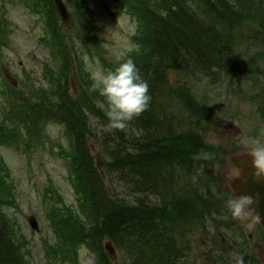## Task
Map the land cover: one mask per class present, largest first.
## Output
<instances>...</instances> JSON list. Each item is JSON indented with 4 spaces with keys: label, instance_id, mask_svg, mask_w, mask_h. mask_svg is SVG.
<instances>
[{
    "label": "trees",
    "instance_id": "1",
    "mask_svg": "<svg viewBox=\"0 0 264 264\" xmlns=\"http://www.w3.org/2000/svg\"><path fill=\"white\" fill-rule=\"evenodd\" d=\"M126 1L136 6L147 26L148 58L136 65L149 86L146 110L126 129L104 130L107 120L95 106L98 94L90 91L92 73L85 57L97 53L102 63L108 60L96 26L91 31L92 20L82 15L70 43L59 38L54 58L59 70L44 66L47 86L3 83L9 101L0 119V142L40 148L49 140L47 125L66 130L67 145L57 144V152L69 159L80 212L53 208L50 218L59 239L48 240L51 255L78 254L84 244L99 255L98 264H195L186 236L199 230L210 236L206 222L221 205L207 190L190 187L186 178L206 165L209 150L193 128L175 131L156 90L167 83L169 68L181 66L201 75L224 68L223 57L235 44L231 33L248 24L251 8L263 7L264 0ZM54 12L49 5V14ZM8 34L0 18V49L8 44ZM51 34L50 27L49 39ZM72 80L78 83L76 94ZM95 145L102 152L97 160ZM1 173L0 164V264H32L28 244L5 213L10 190ZM105 241L120 252L116 263ZM212 242L214 262L238 264L231 252L240 253L242 243L230 249L222 240ZM242 258L243 264L250 262L249 254Z\"/></svg>",
    "mask_w": 264,
    "mask_h": 264
},
{
    "label": "rangeland",
    "instance_id": "2",
    "mask_svg": "<svg viewBox=\"0 0 264 264\" xmlns=\"http://www.w3.org/2000/svg\"><path fill=\"white\" fill-rule=\"evenodd\" d=\"M66 2L73 16L69 23L62 24L49 14V2L45 5L41 0H0L1 22L9 29L4 38L8 44L0 49V119L8 106L3 83L9 81L20 86L31 81L34 86L42 83L47 86L44 66L59 70L60 64L54 60L59 54V38L69 44L77 25H81L82 15L92 20L88 25L91 31L94 32L96 26L104 40L103 54L108 60L104 64L99 54L86 55L91 73L107 72L118 61L128 58L136 65L148 58L147 26L136 6L129 1ZM251 19L231 33L235 44L229 53L223 54L224 68L209 75L195 74L181 66L169 68L167 83L155 94L164 101L162 109L172 119L175 131L193 128L209 150L206 165L202 164L186 178L190 187L207 190L209 197L221 205L206 222L210 236L203 235L200 230L186 236L195 264L218 263L217 260L214 262V239L222 240L224 247L230 249L233 245L237 247L235 242L242 243L240 253L231 252L238 264H243L244 253L250 258L246 264H264V233L260 225L245 208L240 216L233 217L224 203L228 198H235L227 185L228 156L240 148H251L242 143L248 138L264 143V5L251 8ZM45 24L53 32L49 40L45 39L48 38ZM54 27L58 29L56 32L60 31L58 36ZM229 60L230 65H226ZM71 83V92L76 94L78 83L75 80ZM46 130L49 140L40 148L31 145L28 150L18 149L0 142L1 174L7 178L8 187L5 188L10 190L8 202L4 204L5 213L16 223L28 244L32 263L97 264L99 255L84 244L77 249L78 254H59V257L50 254L48 240L56 242L59 239L50 218L53 208L58 207L61 212L79 210V204L69 164L57 152V144L67 145L66 130L58 124H49ZM94 148L97 160L102 152L98 150L100 146ZM97 163L99 168L102 167L101 162ZM31 215L38 221V230L28 222ZM108 252L113 263L119 261L121 254L117 248L112 247Z\"/></svg>",
    "mask_w": 264,
    "mask_h": 264
},
{
    "label": "clouds",
    "instance_id": "3",
    "mask_svg": "<svg viewBox=\"0 0 264 264\" xmlns=\"http://www.w3.org/2000/svg\"><path fill=\"white\" fill-rule=\"evenodd\" d=\"M90 79V91L98 94L95 106L107 120L103 125L105 131L126 129L135 117L146 110L151 101L148 83L131 58L118 61L107 72H93ZM242 143L251 145L248 152L253 157V164L259 172L264 173V143L254 138H248ZM224 203L228 212L237 217L251 200L249 197L235 196L226 199Z\"/></svg>",
    "mask_w": 264,
    "mask_h": 264
},
{
    "label": "water",
    "instance_id": "4",
    "mask_svg": "<svg viewBox=\"0 0 264 264\" xmlns=\"http://www.w3.org/2000/svg\"><path fill=\"white\" fill-rule=\"evenodd\" d=\"M58 13L65 22L70 15L63 0H55ZM249 150H240L229 159L231 172L227 175L228 184L236 197H249L251 203L245 208L251 212L264 229V173L259 172L253 164V157ZM33 228H37V221L29 217Z\"/></svg>",
    "mask_w": 264,
    "mask_h": 264
}]
</instances>
